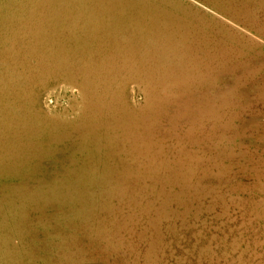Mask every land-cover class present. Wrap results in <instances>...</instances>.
I'll list each match as a JSON object with an SVG mask.
<instances>
[{
    "label": "rangeland",
    "instance_id": "374dc122",
    "mask_svg": "<svg viewBox=\"0 0 264 264\" xmlns=\"http://www.w3.org/2000/svg\"><path fill=\"white\" fill-rule=\"evenodd\" d=\"M119 1L203 16L197 71L67 54L52 12L93 0H0V108L41 119L0 136V264H264V0Z\"/></svg>",
    "mask_w": 264,
    "mask_h": 264
},
{
    "label": "bare ground",
    "instance_id": "6f19581e",
    "mask_svg": "<svg viewBox=\"0 0 264 264\" xmlns=\"http://www.w3.org/2000/svg\"><path fill=\"white\" fill-rule=\"evenodd\" d=\"M25 2L27 5L33 6L31 10L41 6L34 0H25ZM119 2V0H93L91 7L99 10H54L52 12L54 25L52 30L55 32L52 34H56L55 37L58 39H63L64 45L72 49L69 52L66 51L67 54L73 51L74 46L81 45L86 53L90 52L98 56V47H102L105 49L104 53H107L111 58L112 56H123L137 60L140 58L139 54H147L145 58L155 66H159L158 63H160L159 67L162 69L169 70V67H172L181 71L186 62L189 63L187 70L192 73L197 71V66L191 57L192 51L199 49V46L194 42L195 30L198 24L204 21L203 16L189 12L184 16L192 22L195 28L185 27V24H182L180 29H170L166 27L170 26L168 22L180 21V16L177 13H181V10H142V4L137 5L133 2L124 7V10L110 8L113 4L116 7ZM14 3L15 1L11 6ZM13 7L20 10L15 5ZM106 8L110 10H106ZM186 24L188 25V23ZM87 38L92 39V42L84 46L83 42H86ZM6 94L7 92L0 91L3 101ZM4 110L0 108V136H4L6 119L14 117L23 126L21 133H24V136L28 138L36 133L35 129L41 121L39 115L16 111L14 113L18 116L16 117L9 115ZM31 143L32 141L28 140L23 144L27 147ZM4 152L1 148L0 156ZM0 166L5 169L6 163L0 164ZM0 171H3V168H0Z\"/></svg>",
    "mask_w": 264,
    "mask_h": 264
}]
</instances>
